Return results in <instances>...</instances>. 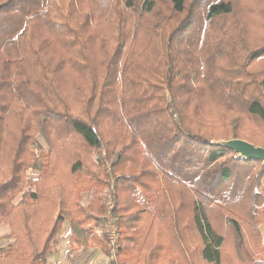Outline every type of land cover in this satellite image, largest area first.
Instances as JSON below:
<instances>
[{
  "label": "trees",
  "instance_id": "obj_1",
  "mask_svg": "<svg viewBox=\"0 0 264 264\" xmlns=\"http://www.w3.org/2000/svg\"><path fill=\"white\" fill-rule=\"evenodd\" d=\"M104 1L96 17L80 0H0V224L13 238L0 264H47L65 224L71 246L99 250L106 264L184 261L188 233L202 262L223 264L218 219L232 233L228 264H264L250 222L264 225V166L213 144L264 148L237 127L264 128V0H167L165 17L155 0L139 10ZM69 138L91 151L94 170L75 157L66 180ZM102 176L114 194V258L99 231L102 199L80 195Z\"/></svg>",
  "mask_w": 264,
  "mask_h": 264
},
{
  "label": "rangeland",
  "instance_id": "obj_2",
  "mask_svg": "<svg viewBox=\"0 0 264 264\" xmlns=\"http://www.w3.org/2000/svg\"><path fill=\"white\" fill-rule=\"evenodd\" d=\"M83 2V6L87 7L88 10L90 11L91 15H94L96 17H99L101 11L107 9L110 4L106 5L104 0H80ZM115 0H111L113 2ZM124 0H120L122 2ZM130 1V0H129ZM135 1V9L139 10L140 6V0H133ZM237 7L242 6V1L237 0ZM60 2V1H59ZM155 4H157V11L160 16H168V10H167V0H155ZM204 12L205 10H200L199 7H197L196 11L193 13L194 21H204ZM237 13V11H235ZM187 14L190 15L188 11H186ZM172 19H177V17H170ZM182 18V17H181ZM103 21V20H100ZM214 21H232L231 17L228 18H217ZM238 44V42H237ZM243 117H241L242 119ZM236 126V124H235ZM239 130H242L245 128L249 133H251L254 136V140L257 142H262L264 141V128H262L259 123L255 122L254 120L251 121H244L241 120L239 122V125L237 126ZM78 139H73L69 138L70 142V150H72L74 153H76V156L74 157H69L67 156V153L69 150H64L60 151L61 153V161H60V169L62 170L63 173V179H72V177H75V175H70L68 174V171H64L67 162L70 163V161L75 159L77 157L81 162L84 163L85 169H88V172H92L94 170L93 167V158L92 155L90 154L91 151L88 150L87 147H83L81 145L77 144ZM39 143L44 149L45 153L50 152V148L47 144L42 142L39 139ZM225 161H223L224 163ZM27 176L29 179H35L36 178V173L30 169H27ZM96 172L94 173L95 175L100 176L102 174L101 171L95 170ZM108 172L105 173V176L107 175L108 177ZM260 173H264V169L260 170ZM116 181H121L124 178V175L122 172H115L114 176ZM104 180L103 176L98 180L99 183H97L96 186H92L89 188L87 191L82 192L81 198H82V203L85 204L87 201H91L94 199H102L104 208L106 209L105 215L109 214V211L113 209L114 207V194L110 192V190H106L105 186L101 185L100 183ZM231 189V188H230ZM25 191H27L28 194H31L34 192V187L32 185H27L24 188ZM21 193L16 197L14 200L15 203H17L20 199ZM87 202V203H88ZM161 207V204H160ZM239 212V209H237ZM243 216L245 220L247 221V217L245 215V211H243ZM186 214L184 212L179 213V218L185 219ZM238 218V217H237ZM187 220V218H186ZM186 220L184 223H186ZM239 222L243 228V231L247 227V222L244 223L242 220L239 219ZM252 224H255L254 228L257 230V233H253V236H257L258 243L260 244V237L264 235V225H258L256 223H253L250 221ZM169 223V222H168ZM217 225L219 229L225 234L226 237V242L224 245V250H223V255H224V261L223 264H228L232 263L234 261V252L233 248L231 246V241L233 242L232 238V233H230V230L224 225L223 221L220 219L217 220ZM179 226L183 227V223L181 222ZM68 226L67 224L62 227V230L57 238V244L55 245V253L57 256H61L65 261H68L69 264H105L103 255L100 253L98 250H90V251H80V250H73L69 246V238H68ZM100 233L103 234V225L100 228ZM260 235V237H259ZM248 238V236H247ZM13 242V238L11 237L10 230L8 226L5 224H0V252L4 253L9 245ZM188 248L183 249V254H184V261L183 258H179L181 262H178L174 260L173 264H205L204 262L201 261L200 256H199V248H200V243L199 240L195 237V235L188 233V244H186ZM56 256H54L55 258ZM50 261V260H49ZM52 261V257H51ZM50 261V262H51ZM49 262V263H50ZM235 262V261H234ZM240 264V263H237Z\"/></svg>",
  "mask_w": 264,
  "mask_h": 264
},
{
  "label": "water",
  "instance_id": "obj_3",
  "mask_svg": "<svg viewBox=\"0 0 264 264\" xmlns=\"http://www.w3.org/2000/svg\"><path fill=\"white\" fill-rule=\"evenodd\" d=\"M213 144L231 151L241 159L259 161L264 166V148L238 139L219 140Z\"/></svg>",
  "mask_w": 264,
  "mask_h": 264
},
{
  "label": "built area",
  "instance_id": "obj_4",
  "mask_svg": "<svg viewBox=\"0 0 264 264\" xmlns=\"http://www.w3.org/2000/svg\"><path fill=\"white\" fill-rule=\"evenodd\" d=\"M105 223L103 226V234L106 239V250L108 251V256L115 257L116 244H117V228L109 214L105 216ZM108 258L105 257V264Z\"/></svg>",
  "mask_w": 264,
  "mask_h": 264
},
{
  "label": "crops",
  "instance_id": "obj_5",
  "mask_svg": "<svg viewBox=\"0 0 264 264\" xmlns=\"http://www.w3.org/2000/svg\"><path fill=\"white\" fill-rule=\"evenodd\" d=\"M59 236V235H58ZM58 238V237H57ZM57 241V240H56ZM57 244V242L55 243V245ZM69 244V243H68ZM70 247H71V249H75L76 250V247H74V246H71V245H69ZM90 250H93V249H88V250H80V251H90ZM95 250H97V249H95ZM99 251V250H98ZM100 252V251H99ZM54 253H55V251H54ZM101 253V252H100ZM103 255V254H102ZM54 256H56L55 258H54ZM54 256L52 255L51 257H52V261H51V257H50V259H48V263L47 264H69V262L68 261H65L61 256H57V254H54ZM103 259H104V262H105V255H103ZM51 262H50V261ZM50 262V263H49Z\"/></svg>",
  "mask_w": 264,
  "mask_h": 264
}]
</instances>
